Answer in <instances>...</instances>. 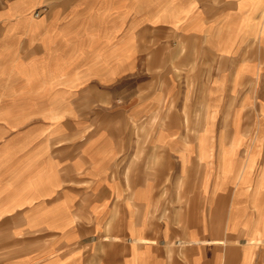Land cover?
<instances>
[{
    "label": "crops",
    "instance_id": "obj_1",
    "mask_svg": "<svg viewBox=\"0 0 264 264\" xmlns=\"http://www.w3.org/2000/svg\"><path fill=\"white\" fill-rule=\"evenodd\" d=\"M0 264H264V0H0Z\"/></svg>",
    "mask_w": 264,
    "mask_h": 264
},
{
    "label": "rangeland",
    "instance_id": "obj_2",
    "mask_svg": "<svg viewBox=\"0 0 264 264\" xmlns=\"http://www.w3.org/2000/svg\"><path fill=\"white\" fill-rule=\"evenodd\" d=\"M36 14V13H35ZM178 79L180 80V86H182L181 88H179L178 90L179 91H184L186 93V95L188 96H191V95H194L197 91V87H196V84H197V81H196V73H188V71H178ZM132 90L131 88V85L130 84H125L124 88L122 89V91L125 93L127 92H130ZM187 108H190L191 107V103L188 101L185 105ZM152 122H157L158 125H160L163 121H159V120H155V121H152ZM194 121L192 120H187V124H188V127L191 126V124L193 123ZM192 138V137H190Z\"/></svg>",
    "mask_w": 264,
    "mask_h": 264
},
{
    "label": "built area",
    "instance_id": "obj_3",
    "mask_svg": "<svg viewBox=\"0 0 264 264\" xmlns=\"http://www.w3.org/2000/svg\"><path fill=\"white\" fill-rule=\"evenodd\" d=\"M35 15H37V13Z\"/></svg>",
    "mask_w": 264,
    "mask_h": 264
}]
</instances>
